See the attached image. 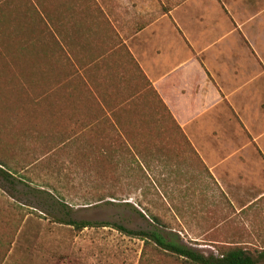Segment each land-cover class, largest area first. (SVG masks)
I'll return each instance as SVG.
<instances>
[{
	"label": "crops",
	"instance_id": "crops-1",
	"mask_svg": "<svg viewBox=\"0 0 264 264\" xmlns=\"http://www.w3.org/2000/svg\"><path fill=\"white\" fill-rule=\"evenodd\" d=\"M142 1L30 0L47 125L63 146L98 147L93 160L167 158L183 138L182 161L243 211L264 199V0Z\"/></svg>",
	"mask_w": 264,
	"mask_h": 264
},
{
	"label": "rangeland",
	"instance_id": "rangeland-1",
	"mask_svg": "<svg viewBox=\"0 0 264 264\" xmlns=\"http://www.w3.org/2000/svg\"><path fill=\"white\" fill-rule=\"evenodd\" d=\"M29 5L30 0H1L0 29H17V25L6 22L7 17H20L21 13L30 17ZM30 21L27 18L18 29L27 34L17 33L18 43L28 44V52L23 56L14 50L10 69L12 81L16 85L17 81L20 85L28 81L29 95L35 96L43 87L39 83L43 70L38 65L44 55L45 33L29 34ZM6 43L10 44L4 41L0 47ZM0 68L4 69L2 62ZM4 75L0 72V153L11 143L7 168L14 170V164L21 163V169L11 182L0 177V243L6 245L12 238L2 264H179L154 250L152 244L143 251L144 242L138 233L159 228L204 253H216L220 243L241 236L247 239L248 233H258V225L264 227V199L238 212L203 168L182 161L193 158L183 138L177 151L171 143L170 157L153 153L156 147H151L148 159L139 156L142 162L121 147L122 154L113 157L110 169H104V159L110 161L108 156L102 154L93 160L90 152H82L80 158L77 147L69 145L43 156L41 149L35 154L40 160L26 167L21 154L30 145L33 148L34 138L17 135L20 117L16 105L6 101L13 94L2 88ZM40 116V124L47 128V115ZM174 135L177 138L168 130L163 137L169 141ZM30 158L32 161L34 155ZM181 162H189L198 172L180 171ZM230 195L236 206L247 202L240 201L237 192ZM22 214L25 218L20 224ZM155 216L157 219L152 220ZM69 219L94 224L78 230L67 224Z\"/></svg>",
	"mask_w": 264,
	"mask_h": 264
},
{
	"label": "trees",
	"instance_id": "trees-1",
	"mask_svg": "<svg viewBox=\"0 0 264 264\" xmlns=\"http://www.w3.org/2000/svg\"><path fill=\"white\" fill-rule=\"evenodd\" d=\"M1 1V0H0ZM6 4V3H5ZM30 6V5H29ZM1 7V6H0ZM28 7V5H27ZM0 16L3 8H0ZM6 22L13 23L17 25V29H7L9 26L4 28L3 30L0 29V44L2 42H10V44L6 43V46L0 47V63L2 62L3 70L0 68L1 75H4V82L2 88L5 90H9V95L13 94V97H7L6 101L13 103L16 105V112L19 113L20 117V126L17 131V135L23 138H34V146L30 145L28 149L22 153L21 162L27 164L26 167L31 166L33 163H36L40 159L36 157L37 153L43 149V155L51 153L55 151L57 148H61L62 144V132L57 129H50L41 123L40 114L44 113V110L40 108V105L44 103V100L39 99L38 96H31L29 95L30 92V85L28 81L24 84L17 81V85L15 84L14 80L12 81V71L10 69V61L13 62L14 58V50H16V55L23 54L26 55L28 52V44L22 42L21 44L18 43L17 33L20 35H24L27 33L18 31L19 27L24 26V22L27 18L24 13H21L20 17H13L8 16ZM20 27V28H21ZM30 34V32H29ZM27 35L26 37H28ZM16 39V41H15ZM16 45L15 49L13 45ZM9 47H8V46ZM6 52V56H5ZM3 53V54H2ZM9 59V60H8ZM11 79V80H10ZM15 92V96H14ZM166 110V115L168 118L175 123L174 119L172 118L171 114L168 110ZM54 131V133H52ZM185 138V137H184ZM35 139H37L35 141ZM58 139V140H57ZM49 140V141H48ZM57 141L54 143V141ZM24 141V140H23ZM187 142V141H186ZM49 143V144H48ZM51 143V144H50ZM11 143H7V147L3 149L0 153V177L3 180H7L9 182L10 178H13L14 174L19 172L21 169V163L14 164L13 169H8V162L9 157L12 155V150L10 148ZM56 144V145H55ZM39 145V146H38ZM106 150L108 147H104ZM98 147L93 146H83L77 147V152H90L91 154L94 153ZM193 150V149H192ZM36 154V155H35ZM34 155L33 160L31 161V156ZM30 156V157H29ZM101 156H103L101 154ZM106 156V155H104ZM107 157V156H106ZM108 158V157H107ZM103 158H101V161ZM108 161V160H107ZM104 159V162L107 164L105 165L104 169L113 168L111 161L107 162ZM109 163V164H108ZM24 166V165H22ZM23 168V167H22ZM103 173V172H102ZM103 177V174H102ZM264 198V197H263ZM25 215H21L18 223L21 224ZM157 219V217H152V220ZM68 225L71 227L82 230L86 227L93 226L92 222L81 220L76 221L73 219H69ZM101 226H108V225H101ZM258 233L257 234H250L248 233L247 239L243 238L242 236L240 239L225 241V243H220L217 246L216 253H204L203 251L199 250L196 247L189 246L181 241H177L175 238L171 236V234L165 233L163 230L159 228H154L148 231H142L138 233V236L144 242V249L148 246V244H152L154 250L166 255L167 257H172L175 262L179 264H264V227L262 225H258ZM121 232H127V230L122 227H117ZM253 240V241H251ZM12 244V238L8 239V244L3 245L0 243V264H2L3 260L5 259L6 255L9 252L10 246ZM165 261L169 262L168 259ZM141 262V259H140ZM169 264H172L169 262Z\"/></svg>",
	"mask_w": 264,
	"mask_h": 264
}]
</instances>
